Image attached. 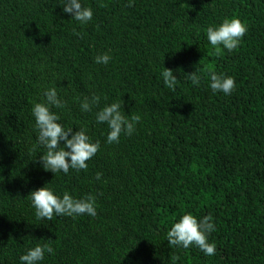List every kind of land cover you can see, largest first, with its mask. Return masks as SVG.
I'll list each match as a JSON object with an SVG mask.
<instances>
[{
  "label": "trees",
  "instance_id": "obj_1",
  "mask_svg": "<svg viewBox=\"0 0 264 264\" xmlns=\"http://www.w3.org/2000/svg\"><path fill=\"white\" fill-rule=\"evenodd\" d=\"M79 2L93 12L87 24L63 11L66 0H0V264L44 244L54 254L40 264H264V0ZM226 18L248 31L217 52L206 30ZM105 53L108 64L95 63ZM209 72L234 78L235 90L213 92ZM53 87L65 102L50 106L58 123L100 142L87 171L42 167L32 108ZM93 95L99 104L81 111ZM114 102L141 120L109 144L96 114ZM44 186L96 196L97 215L37 219L29 194ZM189 213L213 217L215 255L168 244Z\"/></svg>",
  "mask_w": 264,
  "mask_h": 264
},
{
  "label": "clouds",
  "instance_id": "obj_2",
  "mask_svg": "<svg viewBox=\"0 0 264 264\" xmlns=\"http://www.w3.org/2000/svg\"><path fill=\"white\" fill-rule=\"evenodd\" d=\"M101 7L106 5L101 4ZM128 7L133 6L129 0ZM65 13L72 14V18L81 24H87L93 19V12L90 8L83 7L79 0H66L63 6ZM247 26L239 18H226L219 26H209L206 30L207 39L213 48L219 52L221 47L228 52H232L239 47L242 38L246 35ZM111 56L107 53L95 57V63L107 65ZM164 84L167 88L175 91L178 78L172 69L164 67L161 73ZM193 85L200 84V76L197 72L187 74ZM210 88L213 92H223L230 95L235 90V80L232 77L209 72ZM46 98L44 103H36L32 108L33 116L38 130V142L46 152L40 156V162L45 171L54 174L63 172L67 174L70 169L76 171H87L89 161L99 150L100 142L90 141V137L82 129L73 133L72 128L65 129L58 121L60 116L50 110V106L56 108L65 107V102L58 98L56 88H49L44 92ZM100 97L93 95L91 102L85 98L81 103V111L90 112L93 105H98ZM122 103L114 102L106 105L96 114L97 123H106L110 129L107 135V143H119L121 134L131 136L136 128V124L141 120L140 115L130 117L121 111ZM72 133L71 138L69 134ZM61 141H64L61 146ZM67 149V150H66ZM102 173L96 174V179L100 180ZM32 205L35 208L37 219L51 221L53 216H79L87 214L96 216V196L87 195L81 199H75L68 192L61 197L55 195L47 187H41L30 194ZM211 214L199 220L192 214H185L174 223L167 232V241L170 246L183 247L188 249L195 246L205 255L213 256L216 253L215 243L209 242L208 236L214 232L215 225L212 222ZM54 254V249L50 244L36 245L20 257L22 264H40L45 258V253Z\"/></svg>",
  "mask_w": 264,
  "mask_h": 264
}]
</instances>
